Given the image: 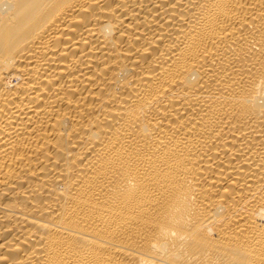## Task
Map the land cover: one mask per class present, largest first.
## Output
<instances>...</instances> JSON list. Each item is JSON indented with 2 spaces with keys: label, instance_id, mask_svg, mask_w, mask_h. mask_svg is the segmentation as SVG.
I'll return each instance as SVG.
<instances>
[{
  "label": "bare ground",
  "instance_id": "bare-ground-1",
  "mask_svg": "<svg viewBox=\"0 0 264 264\" xmlns=\"http://www.w3.org/2000/svg\"><path fill=\"white\" fill-rule=\"evenodd\" d=\"M0 264H264V0H0Z\"/></svg>",
  "mask_w": 264,
  "mask_h": 264
}]
</instances>
